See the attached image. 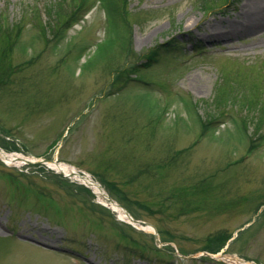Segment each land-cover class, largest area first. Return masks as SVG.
<instances>
[{"label": "rangeland", "instance_id": "rangeland-1", "mask_svg": "<svg viewBox=\"0 0 264 264\" xmlns=\"http://www.w3.org/2000/svg\"><path fill=\"white\" fill-rule=\"evenodd\" d=\"M247 1L125 0L112 23L94 2L45 35L47 10L75 0H0L3 28L20 26L0 147L89 172L160 240L84 184L0 159V264H264V32L209 37Z\"/></svg>", "mask_w": 264, "mask_h": 264}, {"label": "bare ground", "instance_id": "bare-ground-1", "mask_svg": "<svg viewBox=\"0 0 264 264\" xmlns=\"http://www.w3.org/2000/svg\"><path fill=\"white\" fill-rule=\"evenodd\" d=\"M240 14L243 21L230 22L221 26L215 25L212 27V33L209 35V37L232 39L241 33L248 34L257 30H263L264 32V0H250L245 2L242 5ZM194 23L195 21H191V24ZM0 159L8 165H21L28 162L37 161L39 164H43L74 181L84 184L88 189H90V191L93 192L97 202L114 211L118 219L132 223L134 226L139 228L143 227L145 231H155L153 227L142 225L140 222H135L130 213L126 211L120 204L115 202L110 197L105 187L96 181L90 173L79 169L72 164L59 161L58 159L48 160L43 158L40 159L35 156H24L17 152H9L2 147H0ZM217 257L225 260L228 263L253 264L230 254L220 253L217 255Z\"/></svg>", "mask_w": 264, "mask_h": 264}, {"label": "trees", "instance_id": "trees-1", "mask_svg": "<svg viewBox=\"0 0 264 264\" xmlns=\"http://www.w3.org/2000/svg\"><path fill=\"white\" fill-rule=\"evenodd\" d=\"M80 4H78L79 2ZM221 4L228 2L229 0H219ZM94 2H100L102 3V5L104 6V8L106 9V14L108 15V18L110 20V22L112 23V21L114 22L115 20H120L121 22H123V20H126V10H125V0H75V8L73 11L67 10V9H63V7L61 6V9L59 10H55V11H50V9L47 10V20L43 21L42 25V30L45 31V35H46V29H49L50 27H55L56 24L61 25V28L64 29L66 26H68L69 24H74L77 22V20H81L85 15L81 13H83V11L87 8L89 9L92 6V3ZM203 4V3H202ZM202 6H204L205 9H211L213 7V4H210L209 2H205ZM123 19V20H122ZM63 23V24H62ZM2 23H0V31L2 32V36L0 37V61L6 56V54L9 53V47L7 48V46L10 45V43L15 42L16 39L19 37V30H20V26H14V25H6L5 28H3V26L1 25ZM6 24V23H5ZM116 25V24H115ZM61 29V30H62ZM16 32V36L14 37L13 35H15ZM11 39V41H10ZM2 46H5L4 48H2ZM155 54H159L158 52H152L151 55H147L146 57L149 59H153V57L155 58ZM13 72V64L10 66L9 68V72ZM127 71H122L123 72H128ZM137 69H133L132 71L129 72H137ZM8 72V73H9ZM125 74L127 77L122 80V74L118 76V79L121 80V82L124 83H128L130 81V73ZM137 79V77H135ZM140 78V77H138ZM3 82L0 81V85ZM221 244V243H220ZM219 244V245H220ZM219 245L217 247V250L219 249ZM216 250V251H217Z\"/></svg>", "mask_w": 264, "mask_h": 264}, {"label": "water", "instance_id": "water-1", "mask_svg": "<svg viewBox=\"0 0 264 264\" xmlns=\"http://www.w3.org/2000/svg\"><path fill=\"white\" fill-rule=\"evenodd\" d=\"M116 202V201H115ZM134 221L135 222H141V223H145V224H147V225H152V224H150V223H148V222H145V221H142V220H137V219H134ZM154 227V226H153ZM154 229H155V237H156V239H157V241L159 240L158 239V231H157V229L154 227Z\"/></svg>", "mask_w": 264, "mask_h": 264}]
</instances>
